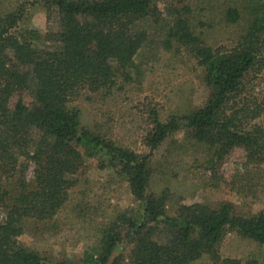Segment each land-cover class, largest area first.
Listing matches in <instances>:
<instances>
[{
	"label": "trees",
	"instance_id": "obj_1",
	"mask_svg": "<svg viewBox=\"0 0 264 264\" xmlns=\"http://www.w3.org/2000/svg\"><path fill=\"white\" fill-rule=\"evenodd\" d=\"M211 3L201 16L190 0H53L44 35L18 29V11L0 14V264H191L204 256L213 264H260L222 258L219 245L234 231L264 246V209L244 216L232 202L192 203L168 214V192L151 191V153L86 131L79 110L69 107L85 90L134 81L143 47H176L203 68L210 95L203 107L168 122L153 111L145 145L154 151L184 129L220 155L242 147L248 167L264 165V101L248 89L250 75L264 69V0L218 6L220 20L241 29L229 48L205 37ZM87 157L124 177L142 212H118L81 260L48 261L18 237L27 221L58 214ZM120 247L126 259L113 256Z\"/></svg>",
	"mask_w": 264,
	"mask_h": 264
},
{
	"label": "rangeland",
	"instance_id": "obj_2",
	"mask_svg": "<svg viewBox=\"0 0 264 264\" xmlns=\"http://www.w3.org/2000/svg\"><path fill=\"white\" fill-rule=\"evenodd\" d=\"M211 1L215 4L213 5ZM225 0H190L196 13L203 16L212 4L213 27L205 37L215 48H229L240 27L226 25L218 16V6ZM53 0H0V14L18 11V29H35L44 35L48 29V7ZM206 12V11H205ZM207 21H210L209 19ZM134 81L99 92L85 90L69 104L79 110L81 126L92 134L105 137L138 154L151 153V191L168 192V214L180 204L205 203L216 206L232 202L240 215L250 216L264 209V165L248 167L242 147L223 154L190 139L184 129L171 133L154 151L145 145L153 127L152 112L162 122L188 116L203 107L210 95L203 80L204 71L197 61L177 48L164 50L157 45L143 47L135 57ZM249 91L264 101V69L250 75ZM264 122V119L258 120ZM29 164L27 180L33 178ZM69 191L68 201L49 221H27L18 242L37 251L51 262L81 260L92 251L101 229L123 210L139 215L142 205L131 194L124 177L103 168L98 157H87ZM222 258L242 262L256 260L264 264V246L232 231L219 245ZM114 257L126 259L121 247ZM191 264H213L204 256Z\"/></svg>",
	"mask_w": 264,
	"mask_h": 264
}]
</instances>
